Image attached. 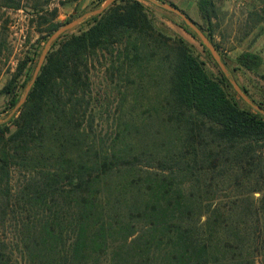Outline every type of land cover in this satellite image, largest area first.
Returning <instances> with one entry per match:
<instances>
[{"label":"trees","instance_id":"16d2710c","mask_svg":"<svg viewBox=\"0 0 264 264\" xmlns=\"http://www.w3.org/2000/svg\"><path fill=\"white\" fill-rule=\"evenodd\" d=\"M23 1L0 0V10ZM143 1L118 0L57 40L24 105L0 124V264H264V115L180 17L205 59ZM196 3L202 25L170 5L236 82L240 73L264 82L259 54L230 64L215 41L214 0ZM47 6L36 0L38 47L1 91L7 113L48 39L73 21ZM6 40L0 32V56ZM103 78L118 89L113 111L96 92Z\"/></svg>","mask_w":264,"mask_h":264},{"label":"rangeland","instance_id":"374dc122","mask_svg":"<svg viewBox=\"0 0 264 264\" xmlns=\"http://www.w3.org/2000/svg\"><path fill=\"white\" fill-rule=\"evenodd\" d=\"M41 1H48L47 8L49 9H58V22H66L71 19L76 20L82 15L94 11L91 7L95 0ZM164 1L166 3L158 2L175 4L189 14L199 25L203 24L196 0ZM35 2L36 0H24L21 10L7 8L0 10V32H4L7 37L6 49L0 56V124L8 121L17 113H14L15 109L7 113V98L1 95V91L15 72L19 61L30 51H33L35 47H38L37 41L40 35L36 31V23H32ZM143 2L153 10L161 26L164 24L171 35L184 37L194 44L203 55V59H205L200 43L184 30L179 24L181 21L174 14L168 11L165 12L159 7H154L152 3L146 0ZM214 2L217 7V16L214 20V37L215 41L221 46L223 53L227 56L229 63L230 59H235L242 52H255L263 58V63L258 69V73L259 75H264V0H214ZM174 20L178 23L173 22ZM43 49L44 46L42 52ZM207 67L211 71H215L212 64L208 63ZM231 78L234 79L232 76ZM237 78L239 83L246 87L257 100L264 98V82L257 74L240 73ZM106 80L108 79L103 78L96 82V92L99 91L97 93L103 103H107V98L114 102L111 104L113 111L116 104L115 98L118 96V89L115 84L108 86L109 83Z\"/></svg>","mask_w":264,"mask_h":264},{"label":"water","instance_id":"95a60500","mask_svg":"<svg viewBox=\"0 0 264 264\" xmlns=\"http://www.w3.org/2000/svg\"><path fill=\"white\" fill-rule=\"evenodd\" d=\"M118 0H106V2L99 8L94 11H91L89 13H86L79 17L76 20H73L63 26H61L47 41V43L44 46L43 52L40 56V59L38 61L37 67L35 69L34 75L32 77V80L30 84L28 85L26 92L22 99L20 100L19 104L16 106L14 113L17 112L26 102L28 94L34 85L42 67L45 64L46 57L48 52L50 51L52 45L59 40L63 35L70 33L74 31L78 26H80L83 22H85L87 19L98 16L103 14L108 8H110L114 3H116ZM153 5L166 10L168 12H171L175 14L176 16L180 17L185 24L200 38L202 41V44L210 51L211 55L213 56L215 62L218 64L221 71L226 75L227 78L230 79L232 85L234 86L236 92L238 95L243 99L245 103H247L249 106H251L254 110L260 112L262 115H264V109H262L259 105H256L249 97L244 93L242 88L239 86V84L231 78L229 70L227 69L226 65L224 64L218 50L215 48V46L211 43L209 38L204 34V32L198 27L197 24H195L185 13H183L181 10L177 9L176 7L170 5V4H162L158 2L157 0H146Z\"/></svg>","mask_w":264,"mask_h":264}]
</instances>
